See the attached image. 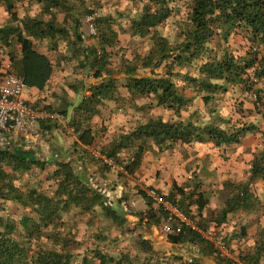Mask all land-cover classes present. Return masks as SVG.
I'll list each match as a JSON object with an SVG mask.
<instances>
[{
  "label": "trees",
  "instance_id": "trees-1",
  "mask_svg": "<svg viewBox=\"0 0 264 264\" xmlns=\"http://www.w3.org/2000/svg\"><path fill=\"white\" fill-rule=\"evenodd\" d=\"M20 1L24 0H0L10 16L6 24L0 25V41L4 45L12 44L13 40L21 44L23 57L18 75L28 86L43 88L53 67L45 54L34 49L31 37L37 40L49 39L54 49L62 39L81 46L84 40L81 18L95 11L87 5L88 0H28L40 4L41 11L34 17L27 15L20 19L16 10V4ZM132 1L142 2L143 7L131 21V35L142 38L150 36L153 38L154 49L143 55L136 54L131 59L121 57L115 63L112 58L114 54L109 49L119 42L114 21L111 15L96 16L100 41L98 45L81 46L84 54L81 65L102 80L90 88L93 95L84 96L74 106L75 114L69 123L76 134V152L80 148L79 152L83 155L90 154L87 147L80 146H92L97 142L98 132L95 133L91 121L101 113V107L107 101L122 103L120 85L127 90L128 103L132 107L143 109L145 103L138 102L150 98L156 105L174 110L179 117L177 120L150 118L131 131L120 134L101 150V154L122 166L125 174H133L140 167L150 140L157 144L159 151L169 150L176 144L194 142H211L221 147L239 144L248 134L257 131L254 123H232V126L224 128L211 121L199 123L192 115L185 120L181 116L194 99V95L186 93L187 88L202 94L203 100L209 103L218 91L226 92L229 87L235 86L244 92L252 91L256 95L255 109L264 115V0H191L188 19L180 31L184 39L178 43L170 42L164 35L156 33V29L180 8L179 0ZM57 12L64 13L62 22L58 21ZM44 15H49V18L44 19ZM238 34L248 43L245 55L235 53L230 48L231 38ZM216 38L218 47L222 48L220 53L210 45ZM75 51L79 52V47ZM195 64L198 66L197 75L191 74L190 70L184 74L176 71L177 68L181 70ZM161 67L166 69L156 71ZM142 69L151 70L153 76L140 75ZM174 77L184 78L187 87L178 86ZM259 105H262L261 109ZM58 112L67 117L66 109ZM134 144L137 145L134 154L123 160L120 152ZM30 154L31 150L25 149L22 144L0 145V206L12 202L23 208L17 218L11 214L0 215V264H133L129 253L118 256L106 253L101 248H93L90 254L85 253L80 260H76L68 240L62 232L56 230L57 224L64 222V213L74 209L89 212L100 206L119 224H124L128 211L124 210L122 200L118 208L110 206L106 196L91 185L84 172L76 173L70 159L58 163L57 169L52 171L56 187L51 193L35 186L23 189L17 183L19 174L28 172L33 166L42 169L47 166L45 160L34 159ZM251 172L250 179L264 174V150L253 160ZM249 183L232 185L233 195L215 219H212L217 226L227 220L229 213L255 204L257 199L250 194ZM199 189V183L195 184V191L189 192L174 185L165 196L174 201L188 217H192L193 205L201 212L207 205ZM142 194L145 196V191ZM189 194L192 197L196 195L192 204L187 203ZM147 206L140 220L146 219L148 226H157L167 216V212L157 207L152 199L148 200ZM196 224L207 229L201 220H197ZM179 225L180 222L175 220L172 227L177 228ZM241 230V236H245L246 227ZM44 236L51 240L50 246L42 241ZM167 237L173 244H196L201 254L215 256L218 260L223 257L222 261L225 260L226 264H260L264 253L263 238L254 243L252 251L242 253L238 257L239 262L230 256H223L212 242L191 227H184L179 233H169ZM231 239V235H224L229 250ZM142 246L146 251H153L144 240ZM175 259L179 264H203L196 257Z\"/></svg>",
  "mask_w": 264,
  "mask_h": 264
},
{
  "label": "rangeland",
  "instance_id": "rangeland-1",
  "mask_svg": "<svg viewBox=\"0 0 264 264\" xmlns=\"http://www.w3.org/2000/svg\"><path fill=\"white\" fill-rule=\"evenodd\" d=\"M179 3L180 8L156 29V33L158 32L159 34L164 35L172 43H178L184 39L181 36L180 31L188 19L191 0H179ZM87 5L95 11L96 16L111 15L112 20L114 21L113 24L118 31L119 42L109 49L112 50L114 54L112 58L115 63H118L117 61L121 57L131 59L136 54L143 55L154 49L153 38L150 36L144 38L133 36L130 32L131 21L142 10V2H135L132 0H88ZM16 10L20 19L27 15L34 17L39 15L41 5L36 2L24 0L17 2ZM87 15L88 14H85L81 18V31L85 34L86 39H90L92 43L98 45L100 38L89 33L90 23L88 22ZM9 17L6 7L0 3V25L6 24L10 20ZM43 18L48 19L49 15H44ZM57 19L59 22H62L64 19V13L57 12ZM217 41L218 38L211 41L210 45L214 48V51L220 53L222 48L218 47ZM0 44H3V42L0 41ZM229 44L231 50L238 54L245 55V52L248 50V43L240 34L234 35ZM164 69L166 68L161 67L156 71L160 72ZM187 70H190L193 75L198 74L197 64L181 70L178 68L176 69V71H181L183 74ZM139 73L144 76H153L151 70L142 69ZM173 79L178 86L182 88L187 87L184 78L174 77ZM186 93L189 96L194 95V99L191 100L189 105L182 111L181 118L184 120L192 115V118L199 123L211 121L224 128L232 126V123L236 125L254 123L257 125V131L243 138L242 142L244 143L242 146L232 144L229 145L227 149H224V147L218 149L222 159H224L229 165L228 168L227 164H223L220 166L221 168L229 170L238 168L242 170L243 164H245L246 166L244 168L247 169L245 173L248 174L251 170L252 160L257 156H260L261 152L264 150V115L255 109L254 93L252 91L244 92L243 89L237 86L229 87L226 92L218 91L215 93L214 99L209 103H206L203 100L202 94L194 93L192 88H187ZM128 99L127 96L122 103H118V106L124 108L123 113L118 114L119 111H115L114 113L111 112L118 110L116 106L117 104L107 101L101 108L99 116L94 117L91 121V123L96 122V124L93 125L95 126V133L98 132L95 148L99 153H102L101 150L109 146V144L117 139L120 134L131 131L137 125L146 122L150 118L161 117L164 120L179 119L174 110L160 107L156 105V102H152L150 98L143 102L145 104L138 102L139 104L146 105L143 109H139L136 106L132 107V105L128 103ZM114 116H116V118ZM221 121L226 122L221 123ZM68 125L70 126V123ZM60 130L62 132H60L59 135L61 134L62 136L59 139V142L61 143L59 148L63 149V151L57 150L59 149L58 147L56 149L53 148V150H57L59 156L74 153V136L69 135L66 128H61ZM16 139L20 141L21 139L29 138L20 134H8L0 131V145H7L9 141H14ZM135 144L138 143L136 142ZM135 144L133 147L131 146L127 149H123L120 152V156L125 157L122 158L123 160L134 154L137 147ZM147 147L148 148L143 157L144 171L146 174H149L151 178H156L157 181H160L157 186L148 187L144 181L139 182L138 178H133V182L131 183L122 177L121 182L123 183L124 188L121 187L119 192L117 175L120 170L113 169L105 163L101 164V158L91 156V162H95L97 166L102 165L103 167L101 169L95 167V170L100 172L102 170L104 172L107 171L104 178L110 181V184H105V181L95 173L92 177L91 185L101 191L106 196L107 200L112 201L114 208H118L122 198L129 201L136 200L133 197V194L137 189L146 191L150 188H156L161 190V192L168 194L171 188L176 185L183 187L189 192L190 190L195 191L193 188L196 183H199L200 189L202 190L204 185L203 179L200 177V173L196 174L201 165H205V160H203L204 157L201 155L202 152H196L192 146H188L186 149V145L182 144H176L169 151H159L157 144H155L153 140H150L147 143ZM44 148V155L52 156L53 151L50 149L51 146L44 145ZM39 153L41 157L42 152ZM90 153L93 154L91 150ZM239 156H242V158ZM187 162L190 164L189 173L185 172V165ZM6 169H8V167H6ZM47 169L53 171L52 164L45 167V169L33 166L28 172L19 174L17 183L23 189L35 186L39 190L51 193L56 187V180L52 175V171L50 172ZM109 173L111 174L108 175ZM223 182L224 181H222V184ZM231 183L233 186L239 184L236 183V180ZM229 188L230 190L228 193H221L219 197H215V208L218 207V209H222L225 207L227 200L233 195L231 185H228L227 190ZM133 190L135 191L133 192ZM189 197L187 203L192 204L196 195L192 197V195L189 194ZM262 201L264 202L263 199ZM135 208H137V206ZM134 209L126 212L127 215L125 214V217L127 220L124 224H119L116 219L112 218V216L105 210H102L100 206H97L94 210L89 212H84L79 209L70 210L63 214L64 222L63 224H60L59 222L56 230L62 232L63 237L68 240L71 250L75 254L76 260H80L81 256L85 253L90 254V251L93 248H101L106 253L113 255L118 254V256H120L121 253H129L133 264H179V261L175 259V257H183L184 259L196 257L199 258L203 264H226L225 260L222 261L223 257H219L218 260L215 256L201 254L199 252V246L191 242L183 245H175L169 242L167 235L161 229V223L157 224V226L146 225V220L141 221L138 217L135 218L129 215L136 213ZM208 209V211H211L210 207ZM22 211L23 208L17 203L8 202L6 205L2 204L0 206V215L2 216L11 214L17 218ZM195 214L198 216V213ZM238 215V210L229 213L227 220H225L221 226H217L212 220L215 219L214 217L217 215H214L213 217H211V215L206 216L207 218L202 220V223H204L207 229L212 226L215 227V231L219 232L221 235H231L232 239L230 244H232V246H230L229 254L231 256L232 254L235 255L234 257L237 259L242 253L250 252L254 248L252 239L248 238V232L245 236H241L243 234L241 229L245 226L243 222L238 223L237 221L236 223H232V218L236 219ZM143 240L150 245L153 251L144 250L142 246ZM42 241L49 246L51 245V240H48L47 236H44Z\"/></svg>",
  "mask_w": 264,
  "mask_h": 264
},
{
  "label": "crops",
  "instance_id": "crops-1",
  "mask_svg": "<svg viewBox=\"0 0 264 264\" xmlns=\"http://www.w3.org/2000/svg\"><path fill=\"white\" fill-rule=\"evenodd\" d=\"M83 34L82 36L84 40L81 43V46L83 45L86 47V46L96 45L92 43L90 39H86ZM31 39L33 40L34 49L41 54H45L50 59L53 67L51 76L48 79V81L43 85V88H39L37 85L28 86V89L26 90L25 93L26 99L29 102L33 103L37 108L43 111L45 118L40 124L41 128L43 129L39 135H35L34 137L29 139H21L20 141H18L17 139L14 141H9L7 145H14V146L21 144L24 145L25 149L31 150L30 156L32 158L38 159L40 161L45 160L47 162V166L52 164L53 171L57 169L58 163L65 162V160L70 159L71 165L76 170V173H80L81 171L84 172L91 184H92V177L95 175V173L98 174L99 177H101V179L105 181V184H110L109 183L110 181L104 178V175L107 173V171L104 172L102 170L100 172L95 170L97 167H99V169L103 167L102 165L97 166L95 162H91V156L93 154L90 153L83 155L82 153L79 152L80 148L79 151L76 152V149H78V147L76 148V146H74V153L65 154L62 156L58 155L57 150L63 151V149L59 148V145L61 144L59 142V139L62 136L61 134L59 135V133L62 131L60 130L61 127L58 126L57 123H55L54 119L50 118L53 116L54 113H59L58 111L66 109L68 111L67 117L68 120L70 121L75 114L74 106H76L84 96L93 95L92 89L90 88H92L93 85L97 84L102 79L95 77L92 71L89 72L86 70V68L82 67L81 63L84 59V54L82 51L83 46L81 47L79 44L75 46L73 45V43L70 44L68 40L62 39L59 41L58 46L55 47L54 49L52 47L53 45L49 44L50 42L49 39L37 40L32 37ZM71 39H73V37ZM13 41L14 42H12V44L5 45L7 54L3 59H4V63L10 61L12 65L11 67L12 72L18 74L19 65L23 57L22 46L20 43H17L15 40ZM78 47L80 51L76 52L75 49ZM119 93L121 95L120 97L121 101L124 100L125 96L129 97L127 90L121 85L119 87ZM111 102L116 103L118 109L111 112L114 113L115 111H119L118 114L123 113L124 108L122 106H118V102L116 101H111ZM97 116L99 115H96L95 117ZM114 117L116 118V116ZM94 124H96V122L91 123L93 129L95 128V126H93ZM73 136H74L73 138L76 140V135ZM243 143L244 142H241L235 145L242 146ZM96 144L97 143H95L92 146L82 145L80 147H85V148L87 147L91 151L93 150L97 151V149L95 148ZM44 145L51 146L50 149L53 151L52 156L44 155L45 152ZM184 145H186V149L188 148V146H192V148L196 152L198 151L202 152L201 155H203L204 157L203 160H205V165H201V167L198 170L196 169L197 170L196 174L200 173V177L203 179L204 185L202 190L199 189V191L203 192L204 197L207 201V205L205 206L202 212L199 211L198 209H195L196 206L193 205L191 207L193 210L192 211L193 216L189 217V219L193 220L196 223L197 220L199 221L205 220L207 218L206 216L211 215V217H213L214 215H217V213L221 209H218V207L215 208L214 205L215 197H219L221 193L223 194L228 193V191L230 190V188L227 190L228 185H231L232 187L233 184L231 182H235V180L236 183L239 184L250 182L249 183L250 194L252 193L257 200L255 201L254 205L249 206L248 208H240L238 210L239 211L238 217L236 219L232 218L233 219L232 223H236L237 221L238 223L243 222V224L245 225L244 227H246V231L248 232V238H251L253 243L260 240L261 238L264 239V208H262L264 207V202L262 201V199L264 200V174L255 177L253 179H250L252 172L250 170L248 174L245 173L247 170L246 168H244L246 166L245 164H243L242 170L238 168L234 170L221 168L220 166L227 163L220 156L218 149H220L221 147L227 149L228 145L216 147L214 143L211 142H194L191 144H184ZM57 147L59 149L53 150V148L56 149ZM39 152H42L41 157ZM239 157L242 158V156ZM100 162L101 164L104 163L103 160H100ZM252 163L253 160L251 162V167H252ZM143 164L144 162L142 160L140 167L133 174H125L122 171L118 173L117 182L119 184L118 186L119 192L121 187L124 188V185L121 182L122 177H124L127 181H130L131 183L133 182L132 180L133 178H138L139 182L144 181L146 183V186L148 187L158 185L160 181H157L156 178L153 179L150 177L149 174H146V172L144 171ZM189 165L190 164L187 162L185 165L186 167L185 172L189 173V168H190ZM227 166L229 168L228 164ZM47 170H49L50 172L52 171L51 169H47ZM110 174L111 173H109L108 175ZM222 181H224L223 184ZM134 191L135 190H133V192ZM141 191L143 192L142 189H137L135 192L137 194L135 193L133 194V197L138 201H140V196H142ZM113 205L114 204L111 201L110 206L113 207ZM209 207L211 208V211H208ZM147 208L148 206H145L141 202H139L137 208L134 209L136 213L129 215L135 218L138 217L140 219V217L146 213L145 211ZM195 213H198V216ZM183 244L184 243L180 245ZM234 256L235 255L233 254L232 256L230 255L231 258H234L235 260L239 261ZM260 264H264V253L261 258Z\"/></svg>",
  "mask_w": 264,
  "mask_h": 264
},
{
  "label": "built area",
  "instance_id": "built-area-1",
  "mask_svg": "<svg viewBox=\"0 0 264 264\" xmlns=\"http://www.w3.org/2000/svg\"><path fill=\"white\" fill-rule=\"evenodd\" d=\"M87 16L88 22L90 23L89 33L96 37L99 36V27L95 19L96 13ZM6 54V46L0 44V131L32 138L41 133L43 128H41L40 124L44 120L45 115L41 109L37 108L26 99L25 93L28 89V85L20 75L12 72L10 61L4 63L3 58ZM254 96L256 100V95L254 94ZM261 108L262 105H259V109ZM50 118L54 119L55 123L61 128H66L69 135H76L74 128L68 125V117L60 113H54ZM92 152L96 158H101V160L111 168L123 171V167L116 164L112 158L96 150ZM145 194V196L144 194L140 196V201H129L127 199L123 200L122 198L121 204L124 210L131 211L137 206L138 202H142L143 205L147 206L148 200L152 199L157 207H162L167 212V216L161 222V229L166 235L172 232H182L184 227H191L197 230L204 238L212 242L223 256H230L229 248L224 241V235L215 231V227L211 226L208 229L200 228L193 220L189 219L174 201L165 196L166 193L150 188L145 191ZM108 201L111 204V201ZM175 220H178L181 224L177 228L172 227Z\"/></svg>",
  "mask_w": 264,
  "mask_h": 264
}]
</instances>
